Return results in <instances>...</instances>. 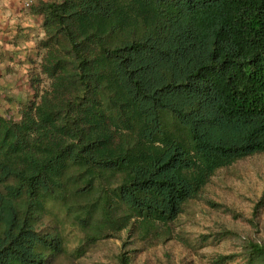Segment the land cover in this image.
<instances>
[{
  "label": "trees",
  "instance_id": "trees-1",
  "mask_svg": "<svg viewBox=\"0 0 264 264\" xmlns=\"http://www.w3.org/2000/svg\"><path fill=\"white\" fill-rule=\"evenodd\" d=\"M30 10L42 15L48 86L19 119L0 114V264H78L121 231L115 264H131L174 237L220 169L264 153V0H39ZM263 208L264 194L254 219ZM244 253L264 264L262 241Z\"/></svg>",
  "mask_w": 264,
  "mask_h": 264
},
{
  "label": "rangeland",
  "instance_id": "rangeland-1",
  "mask_svg": "<svg viewBox=\"0 0 264 264\" xmlns=\"http://www.w3.org/2000/svg\"><path fill=\"white\" fill-rule=\"evenodd\" d=\"M47 86L48 81L42 89ZM262 194L264 153L220 169L200 199L191 202L177 217L174 237L136 251L131 264H210L218 254L233 256L225 264H247L244 252L248 243H264V208L258 219L252 215V207ZM222 231L225 237L217 240L215 234ZM124 237L125 232L121 231L118 237L99 241L78 264H115Z\"/></svg>",
  "mask_w": 264,
  "mask_h": 264
},
{
  "label": "crops",
  "instance_id": "crops-1",
  "mask_svg": "<svg viewBox=\"0 0 264 264\" xmlns=\"http://www.w3.org/2000/svg\"><path fill=\"white\" fill-rule=\"evenodd\" d=\"M23 0H0V114L19 119L22 108L34 101L47 80L39 72L36 47L43 37L42 15Z\"/></svg>",
  "mask_w": 264,
  "mask_h": 264
},
{
  "label": "built area",
  "instance_id": "built-area-1",
  "mask_svg": "<svg viewBox=\"0 0 264 264\" xmlns=\"http://www.w3.org/2000/svg\"><path fill=\"white\" fill-rule=\"evenodd\" d=\"M32 0H23L24 6L28 7L30 6Z\"/></svg>",
  "mask_w": 264,
  "mask_h": 264
}]
</instances>
